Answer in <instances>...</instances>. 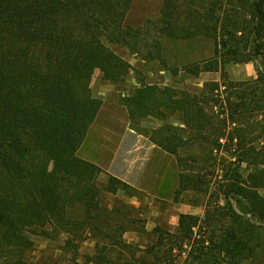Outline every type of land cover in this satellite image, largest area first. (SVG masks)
I'll use <instances>...</instances> for the list:
<instances>
[{"label":"trees","instance_id":"obj_1","mask_svg":"<svg viewBox=\"0 0 264 264\" xmlns=\"http://www.w3.org/2000/svg\"><path fill=\"white\" fill-rule=\"evenodd\" d=\"M133 1L0 0V264H28L34 242L27 231L37 229L67 236L73 264L75 242L88 231L98 237L97 253L85 264H132L112 257L117 249L134 256L135 247L124 242L122 221L106 217L104 203L106 195L142 193L114 176L101 185L104 171L78 153L103 106L91 73L98 69L117 84L132 70L108 44L135 54L143 46L147 58L165 65L162 35L212 38L215 58L183 72L220 73V81L199 94L143 83L122 101L130 123L179 116L184 127L164 124L149 135L179 168L187 145L225 151L230 160L213 189L203 171L180 172L177 197L207 194L204 216L181 214L176 234L157 227L145 264H173L183 253L185 264H264V0H162L158 19L138 28L126 25ZM248 63L256 78L229 79L228 66ZM245 165L252 168L246 175ZM76 210L82 219L69 217ZM111 220L116 225H100Z\"/></svg>","mask_w":264,"mask_h":264},{"label":"rangeland","instance_id":"obj_2","mask_svg":"<svg viewBox=\"0 0 264 264\" xmlns=\"http://www.w3.org/2000/svg\"><path fill=\"white\" fill-rule=\"evenodd\" d=\"M161 8L162 0H134L127 16L126 25L138 28L150 20H157ZM145 34V38L151 43L155 33L150 31ZM158 37L162 42L161 52L165 65L161 64L159 60L147 58L148 49L143 46H141V52L135 54L120 45L108 44L116 54L132 66V70L124 81L117 84L106 82L102 72L98 69L93 70L91 73L90 85L93 94L103 101V113L99 116L101 117L100 126L109 124L107 126L111 129L116 122L118 126H122L124 124L122 123L123 119L124 121L128 119L126 116L127 109L122 104L123 98L132 95L134 90L143 83L169 86L179 91L199 94L206 83L213 82L214 77H218V81H220V73H208V76L200 75L196 78L183 72V69L187 66L215 58V42L212 38L183 41L171 40L164 35ZM246 66L249 67L251 76L248 75L249 71L246 70ZM226 69L231 81H251L256 78V65L254 63L231 65ZM175 71H177V74ZM111 113V116L116 118L112 120L113 122L108 120L111 117H108V115ZM164 124L177 128L184 127L179 116L169 117L165 121L152 118L143 120L135 126L131 123L129 125L130 128L149 137L153 131L159 130ZM191 133L193 132L179 131V134L186 138H189ZM180 157L184 159L183 168H179L175 156H165L162 161L164 170L160 175L159 189L150 194L142 192L139 197H130L123 192L115 196L106 195L104 207L109 211L106 217L109 216L122 221V225L128 229V232L124 235V242L135 247L134 256L128 250L117 249L112 257L127 259L132 264H145L147 260L145 250L155 242L154 230L157 227L176 234L181 214L191 212L196 216H204L208 195L189 191L177 197L179 173L190 167L201 170L206 175L207 180L211 182L213 189L216 188V184L226 173L223 169L228 170L230 157L225 151L213 153L208 146L200 144L187 145L181 148ZM194 158H197L196 162L193 160ZM250 170H252L251 167L246 165L243 167L245 175ZM99 181L104 185L102 178ZM82 215V211L79 210L69 213L70 218L76 219H82ZM130 219H136L137 222L129 223ZM100 225L112 227L116 224L111 220L108 224L103 222ZM27 233L34 242L33 248L25 255L28 264H73L74 252L67 247V236L55 233L45 235L42 229L28 230ZM97 239L98 237L93 232L88 231L84 234L82 240L75 242L78 247V264H85L87 257L97 253ZM185 260L186 254L183 253L181 257L175 258L173 264H185Z\"/></svg>","mask_w":264,"mask_h":264},{"label":"crops","instance_id":"obj_3","mask_svg":"<svg viewBox=\"0 0 264 264\" xmlns=\"http://www.w3.org/2000/svg\"><path fill=\"white\" fill-rule=\"evenodd\" d=\"M246 70L249 71V67L246 66ZM201 75L208 76V72ZM248 75L251 76L250 71ZM217 81L218 77H214L213 82ZM102 113L103 109L99 116ZM126 113L128 119L125 121L123 119L122 123L124 124L121 123L122 126H118L116 122L111 129L107 126L109 124L100 126L101 117L98 116L78 155L80 158L98 165L104 171L100 176L104 185L100 182L101 185H107L109 177L114 176L141 193L150 194L159 189L160 175L164 170L162 161L165 156H170V154L152 143L150 137L130 128L127 110ZM111 115L112 113L108 117ZM114 119L116 118L111 116L108 120L113 122ZM184 214L192 213L185 212Z\"/></svg>","mask_w":264,"mask_h":264}]
</instances>
